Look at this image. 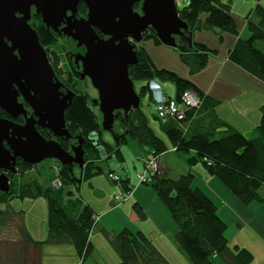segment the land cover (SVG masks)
<instances>
[{
    "label": "trees",
    "instance_id": "obj_1",
    "mask_svg": "<svg viewBox=\"0 0 264 264\" xmlns=\"http://www.w3.org/2000/svg\"><path fill=\"white\" fill-rule=\"evenodd\" d=\"M257 2L255 9L246 18L250 36L246 39L238 38L229 52V59L264 83V52L256 46V43L264 42V0H257ZM78 8L80 15L85 16L87 13L85 4L81 2ZM178 12L181 20L188 25V30L182 37L177 38V48L181 52L183 62L191 68L192 72L206 68L209 57L217 53L204 44L193 42V36L192 45H190V35H193L197 29L219 30L220 33L239 36L230 4H224L220 0H190V4L179 7ZM203 14L207 15L205 21L201 18ZM31 25L37 31L40 42L47 51L48 48L57 46L58 36L53 30L46 28L39 15H33ZM144 36V39H153L156 44H161L152 28L145 32ZM138 58V64L130 66L129 74L134 82L147 83V86H142L139 97L149 94L150 103L155 108L152 95L148 90V83L153 79L168 81L176 86L177 94L174 99L180 101L185 92L194 91L202 99L201 109L196 113L188 114L186 121L166 123L160 121L155 112V118L159 121L166 139L157 135L141 109H133L127 115L117 111L118 117L112 130L117 142L111 144L102 137L98 141L90 138L93 132L97 131L100 134L103 132L101 121L92 109L90 97L83 93L79 85L68 81L63 86L65 91L68 89L75 93L65 115L67 129L72 137L54 139L71 153L72 147L78 145L80 139H83L86 162L83 174L81 176V171L76 164L60 165L58 176L51 179L50 185L46 186L38 179L15 181V177L22 178L37 170V165L26 163L22 159L18 160L17 172L8 174L11 180L10 193L0 192V205L9 204L13 199L45 198L48 205V239L45 242H35L21 222L16 223L11 213L0 208V235L1 230H4L5 238L8 234L12 235V231H19L20 237L16 247H13L15 257H10L9 263L27 264L25 260L21 261L23 258L21 256H26L24 246L27 243L39 249L44 244L72 245L81 264L85 263L94 251L91 234L99 222V217L92 207L82 204L67 189L72 187L79 189L81 178L82 183L90 182L93 177L103 173V167L100 165L103 158L100 147L105 148L107 160L114 155L123 161L121 146L129 139L138 144L141 152L140 160L149 161L160 158L159 161H161V158L168 153H185L189 156L186 160L189 165L202 164L207 172L218 178L243 205L248 206L253 202L264 203V196L261 194L264 188V105L261 107V122L250 132L252 135L250 138L220 119L214 118L212 125L208 127V124H204L206 120L201 121L200 112L204 109L210 112L213 106L206 108L207 96L195 84L174 72L157 69L144 48L138 50ZM49 60L56 71L57 68L52 64L50 56ZM0 116L7 115L0 111ZM17 122L23 123L24 118L19 117ZM39 132L47 138L46 131L39 128ZM218 134L220 138L215 139ZM110 173L117 174L114 171H108V174ZM151 176L153 181L148 185L154 188L178 227V232L174 236L175 246L192 264H214L213 259L217 255L226 264H253L254 255L249 250L240 246H230L226 235L228 225L218 215L215 202L202 190L192 188L194 181L192 173L172 179L163 176L160 168ZM55 181L61 183L60 188L52 185ZM111 182L128 200L133 191L129 178L122 179L120 176V181L115 183L112 180ZM65 191H67L66 194ZM64 199L67 200L66 203ZM134 209L140 219H146V214L138 204L134 205ZM17 216L18 219L22 218L20 214ZM13 224L17 225L16 230L12 229ZM103 234L119 256L118 264H171L142 231H134L126 227L116 233L103 229ZM3 239L0 240L1 250L10 256L12 246L3 244ZM0 264L3 262L0 261ZM37 264H41V260Z\"/></svg>",
    "mask_w": 264,
    "mask_h": 264
},
{
    "label": "water",
    "instance_id": "obj_2",
    "mask_svg": "<svg viewBox=\"0 0 264 264\" xmlns=\"http://www.w3.org/2000/svg\"><path fill=\"white\" fill-rule=\"evenodd\" d=\"M81 2L88 10L86 18L77 17ZM137 3H142V15L134 10ZM33 11L47 29L86 47L81 77L90 78L98 91L94 103L102 113L101 127L112 135L116 112L127 115L141 105L129 74L130 66L139 62L131 42L141 43L152 28L163 45L176 48L177 38L188 30L175 0H0V108L12 118L0 117L1 193H10L8 172H17L18 159L32 165L46 159L62 166L76 164L81 176L85 166L83 139L71 153L39 132L43 128L55 138L72 137L65 115L75 93L60 90L62 84L31 25ZM19 117L24 124L15 122Z\"/></svg>",
    "mask_w": 264,
    "mask_h": 264
},
{
    "label": "crops",
    "instance_id": "obj_3",
    "mask_svg": "<svg viewBox=\"0 0 264 264\" xmlns=\"http://www.w3.org/2000/svg\"><path fill=\"white\" fill-rule=\"evenodd\" d=\"M253 9L252 6L251 13ZM240 21V19L238 21L236 20L239 36L227 35V37H224V40L228 39L230 48L236 43L238 38L246 39L250 36L247 23ZM220 62L219 71L216 70V75L210 83L211 86H208L206 89L207 92H204L202 88L196 86L202 93L207 94L206 108L213 106L212 111L210 112L205 109L201 110L200 119H202L201 121L206 120L204 124H208V127L212 125L214 118H216L226 122L238 132L250 133L260 124L257 113L260 112V107L263 105L261 100L263 97L259 95V90L264 86V83L233 63L229 59V55L223 57ZM226 71L227 74L225 79H221V76ZM238 80L247 85L250 94L240 96L239 91L238 94H232L234 97L229 99L230 106L225 107L226 105H224L223 102L222 91L225 93H231L233 88L232 82ZM243 91L244 90L242 89V92ZM166 94L168 95L167 92ZM236 98H239L242 113L238 111ZM212 102H217V104H212ZM256 105L257 113L254 112L252 114V109L256 107ZM103 139L106 142L113 144V138L110 136L107 135ZM137 155L138 159L141 155L139 153ZM102 157L101 163L105 162L106 164V167H103V172L105 174L107 171L118 173L115 168L110 169L109 161L106 159L107 157H104L103 155ZM167 160L161 165L163 176L175 179L183 174L192 173L194 175L192 188H198L205 192L217 205L218 215L220 211L224 210L225 215H227L230 221L236 223L235 233L232 234L230 239L228 238L230 246L233 245L246 248L254 255V261L258 251V253H264V203L253 202L250 205L245 206L227 190L218 178L211 176L206 169H200L198 165H189L184 157L170 156ZM174 174L177 176H174ZM120 176L122 179L129 178L130 186L133 187L129 199L121 203L116 202L114 198L115 193L119 191L115 184H111L112 189L108 188V190L105 191L102 185L97 182L96 176L93 177L90 182H87L89 193H85L84 191L82 193L83 183L80 185L79 189H75L74 187L69 190L67 189V191L73 193V197L78 198L82 204L92 207L95 214L99 217V222L91 234V243L94 251L100 243H102L101 237L105 238L103 229L116 233L127 227L134 231H142L148 236L156 249H158L171 264H174L171 256L174 257V261L177 259V257L175 258L174 256L175 252L179 254V257L181 256V258H183L182 253H180L174 243V236L178 232V227L173 221L170 212L157 196L154 188L151 185H140L138 180H132L128 173ZM106 198H109L107 203H105ZM29 200L35 201L36 199ZM64 202L66 203L67 200L64 199ZM135 204H138L143 209L146 214V219L142 220L139 218L134 209ZM226 207H228L231 212L224 209ZM2 208L4 207L2 206ZM3 210H7L11 213L16 223L21 222L35 242L47 241L48 209L46 218H41L43 220L40 219L39 226L35 223H28L25 218V211L16 210L10 205V203L8 204V208ZM18 214L21 215V219L16 218L18 217ZM220 217L222 218V216ZM13 225L12 229L16 230L17 225ZM241 232H244L242 239L237 240V237ZM19 238V231H12V235L8 234L7 238H4L2 241H4L3 244L12 246L13 253V247H16L15 245H17ZM166 242H168L169 246ZM24 247L27 264H33L34 262L37 264L40 260L41 264H44L43 256L45 252L57 259L54 261L55 264H63L64 257H70L72 263L80 264L81 262L72 245L44 244L39 249L35 245L27 243ZM2 252H4V250H2Z\"/></svg>",
    "mask_w": 264,
    "mask_h": 264
},
{
    "label": "rangeland",
    "instance_id": "obj_4",
    "mask_svg": "<svg viewBox=\"0 0 264 264\" xmlns=\"http://www.w3.org/2000/svg\"><path fill=\"white\" fill-rule=\"evenodd\" d=\"M220 1L224 4H230L231 13L234 16L235 20L238 21L240 19L244 23H247L246 18L251 13L252 6L255 9L256 5L258 4L257 0H220ZM141 8H142L141 5L136 6L137 13H139L140 15H142ZM201 18L203 21H205L207 18V15L203 14L201 16ZM227 35L232 36L231 34L220 33L219 30H211V29H201V30L197 29L194 32L193 42L198 43V44H204L209 49L217 51L216 54H213L209 57V62H208V65L206 66V68H204L202 70H198L196 72H192L191 68L186 63L183 62V60L181 58V52L177 47L172 48V47L165 46L162 43L156 44V42L153 39H144L140 44L136 45V51L138 52V50L140 48L146 49L147 53L150 55L155 66L157 67V69H159V70L165 69V70L174 72L179 77H182L186 80L191 81L193 84H195L199 88H202V90L204 92H207L206 89L208 86H211L210 83L212 82V79L216 75L215 74L216 70L219 71V64L221 63L220 60L223 57H225L226 55H229V52H230L229 50L233 49V47L235 45V43H234L231 48L229 47L228 39L224 40V37H227ZM66 41L67 40H62L61 45L60 46H59V44L57 45L56 52H58L59 54H62L63 51H65V50L69 51L72 49V47H74V43H71L68 41L66 42ZM131 43H133V42H131ZM133 45H135V44H133ZM256 46L259 49L263 50V52H264V42H258V43H256ZM218 53H219V55H218ZM53 56H55L54 53H53ZM215 63H217V64H215ZM226 74H227V71L224 72V74L221 76V79L222 78L225 79ZM160 82L162 83L165 91L168 93V96L173 98V99L176 98V94H177L176 86L173 83L168 82V81H160ZM232 83H233V88H232L231 93H228V92L225 93L222 91L223 102H224V105H226L225 107L230 106V100L229 99L234 97L232 94H238V91L240 92L239 93L240 96L241 95L245 96L246 94H250L249 89L247 88V85L245 83H243L239 80L232 82ZM144 85L147 86V83H144L142 81H135L134 82V88H135V91L138 95L141 93L142 86H144ZM79 87L81 88L83 93L87 94L91 98L92 109L99 116V119L102 123V118H103L102 113L100 112L98 105H95V103H94V101L98 100V98H99L97 91L94 89V87L92 86V84L89 80L83 81L82 85H79ZM242 89L244 90L243 92H242ZM204 94L207 96L206 93H204ZM205 95H204V97H205ZM259 95H261L263 97V99H261V100L263 102L262 104L264 105V86L259 90ZM236 102H237V106H238L237 107L238 111L241 112L242 110L240 109L241 105L239 103V98H236ZM261 107H260L259 113H257V105H256V107H254L252 109V114L254 112L258 114L259 120H260L259 122H261V118H262ZM140 109L146 114L150 126L155 130L157 135L163 139H166V135L164 134V132L160 128L159 121L155 118V108L150 103L149 94H145L141 98ZM244 132H246V131H244ZM245 134L249 138L252 136L250 133H245ZM107 135L110 136L111 138H113L112 141H113V144H115L116 139L114 138V135H112L110 132H106L104 130L101 134L97 131L91 133L90 138L98 141V139L100 137L104 138ZM219 138H220V135L218 134L215 137V139H219ZM100 149H101L102 155L104 157H106L107 154H106L105 148L100 147ZM121 151L123 153L124 160L120 161L116 156L113 155L112 157H110L108 159L110 169L115 168L118 171V173L117 172L116 173L119 176L125 175L126 173H128L131 176L130 178L132 180H135V181H136V179L139 180V177H137V175L141 174L145 171V165H144V162L142 160H140L139 158L137 159V156H138L137 154L141 153L138 144L135 141L129 139L127 143H125L121 146ZM170 156L184 157L185 160H187V158L189 157L187 154L181 153V152L180 153H178V152L177 153H168L167 155H165L161 158L160 166ZM59 164H60L59 161H56L53 159H46L43 162L37 164V170L29 173L27 176L22 177V178L15 177L14 180L15 181L20 180V181L24 182V181H27L30 179H38L39 181L44 183L46 186L50 185L51 179H54L58 176L59 169L56 165H59ZM100 165L102 167H106L105 162H102ZM196 165H198V167L200 169H205L202 164H196ZM174 176H177V175L174 174ZM96 177H97V182L102 185V187L104 188L105 191H107L108 188L112 189L111 184H113V182H111L112 180L108 176V171L106 172V174L103 172V173L96 175ZM177 178H179V177H177ZM177 178H175V179H177ZM116 182H118V181L116 180L115 183ZM53 183L54 182H52V185H53ZM81 184H82V182H81ZM82 189H83L82 193H83V191L85 193H89L88 192L89 187H88L87 182L83 183ZM66 193H67V191H65V194ZM261 194L264 196V189L261 190ZM114 198H115V201H117L116 195L114 196ZM108 200H109V198H106L105 203H107ZM10 205L13 206L16 210L25 211L26 221L28 223H31V224L35 223L39 226L40 225V219L41 218L45 219L47 216L48 205H47V200L45 198L40 197V198H37L35 201H31L29 199H24V200L23 199H13V200H11ZM2 206L4 208H2ZM0 208L6 209V208H8V204L3 203L0 205ZM224 209L231 212V210L228 207H226ZM219 215L222 216V218L225 220V223L228 225V230H227L226 235H227V238L230 239L232 234L235 233V230H236L235 224L236 223H234V221L233 222L230 221V219L227 217V215H225L224 210L220 211ZM43 219H41V220H43ZM1 231L2 232L0 235V240L5 238L4 230H1ZM243 233L244 232H241L240 235H238L237 240L242 239ZM101 239H102L101 240L102 243H100V245L96 248L94 253L87 258V260L85 261V264H118L120 262V258L117 255V253L114 251L112 246L107 242V240L105 238L101 237ZM166 243L169 246L168 242H166ZM1 249H2V245L0 244V253H1L0 261L3 262V264H12V263H9L8 261H10V257L11 258L15 257L14 256L15 253H12L13 255L10 254V256H8L7 252L6 253L2 252ZM258 252H257V256H256V259L253 262V264H264V253H258ZM174 256H175V258L177 257V259H175V261H174V257L171 256L174 264H192L184 256V254H182L183 258H181V256L179 257V254L176 252L174 253ZM21 257H23V258H21V261L22 260L26 261V256L22 255ZM43 260H44V264H55L54 261L57 259H55L52 255H48V253L45 252L44 256H43ZM63 262H64L63 264H76V263L71 262L70 257H64ZM213 262H214V264H226L219 255L214 257ZM22 264H23V262H22ZM80 264H81V262H80Z\"/></svg>",
    "mask_w": 264,
    "mask_h": 264
},
{
    "label": "built area",
    "instance_id": "obj_5",
    "mask_svg": "<svg viewBox=\"0 0 264 264\" xmlns=\"http://www.w3.org/2000/svg\"><path fill=\"white\" fill-rule=\"evenodd\" d=\"M177 9L184 5H189L190 0H175ZM148 90L152 95V99L155 105V112L158 116V119L163 123L169 121H186L188 118V114L191 112H198L202 107V99L201 97L194 91H187L183 94L180 101L177 99L170 98L163 88V85L157 80H150L148 83ZM193 113V114H194ZM193 116V115H192ZM160 158H156L153 160H142L145 165V171L141 174H138L139 184H150L152 183V173H156L160 170ZM58 167V166H57ZM59 169V167H58ZM109 178L113 181H119L120 176L117 174H108ZM53 185L57 188L61 187V183L59 181H55ZM117 196V201L123 202L126 201L127 198L123 196L121 191L115 193ZM98 219V218H97Z\"/></svg>",
    "mask_w": 264,
    "mask_h": 264
},
{
    "label": "flooded vegetation",
    "instance_id": "obj_6",
    "mask_svg": "<svg viewBox=\"0 0 264 264\" xmlns=\"http://www.w3.org/2000/svg\"><path fill=\"white\" fill-rule=\"evenodd\" d=\"M137 4H140L142 6V3H137ZM137 4H135V7H134L135 12H137V10H136V5ZM78 10H79V8H78ZM87 13H88V10H87ZM87 13H86L85 16H81L80 13L78 12L77 17L78 18H86L87 17ZM33 15H34V11H33ZM98 34H99V32H98ZM56 35L58 36V38H57L58 42L57 43L59 44V46L61 45L62 40H67L68 42L74 43V47H72L71 50H69V51L65 50V51L62 52V54H59L58 52H56V49H57L56 47L57 46L52 47V48H48V51L46 50L47 54H48V57L49 56L51 57L52 64L55 65L56 68H57L56 71H55V74H56V78L62 84L61 88L63 86H65L68 81H71V82H73V83H75L77 85H82L83 81H85V80H89L91 82L90 78L86 77V78L83 79L81 77V74L83 72V64H82L81 56L86 54V52H87L86 47L85 46H78V43L76 41H74L72 38L64 36L63 34L60 35V34L56 33ZM100 36L103 39H108V37H106L104 35H100ZM132 42H133L132 44H135V45L138 44V43H136L134 41H132ZM53 53H54L55 56L52 55ZM68 91H69L68 89L65 91V89L63 87V91L62 92L67 93ZM97 93H98V91H97ZM90 100H91V98H90ZM19 101L20 102H24L22 98H20ZM95 105H97V104H95ZM25 107L29 110V115H31L32 112H31V109L29 108V106L27 104H25ZM0 111H3V110L0 108ZM6 115H7L6 117H2V116H0V117L7 118V119H12L8 114H6ZM17 120H15V122H17ZM17 123H20V122H17ZM20 124H24V122L20 123ZM40 129L43 130V131H46L47 138L45 136L44 137L47 140L55 138L53 136L52 132H50L49 130L43 129V128H40ZM56 166L59 167L60 164L56 165ZM0 173H3L2 169H0ZM9 173H11V172H8V174Z\"/></svg>",
    "mask_w": 264,
    "mask_h": 264
}]
</instances>
